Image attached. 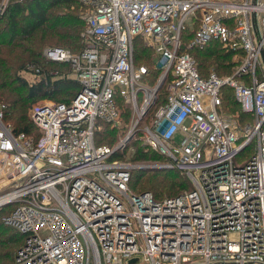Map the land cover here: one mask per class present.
Wrapping results in <instances>:
<instances>
[{"label": "built area", "instance_id": "2783aa9c", "mask_svg": "<svg viewBox=\"0 0 264 264\" xmlns=\"http://www.w3.org/2000/svg\"><path fill=\"white\" fill-rule=\"evenodd\" d=\"M80 2L81 51L47 47L44 56L66 64L81 91L69 103L31 104L37 139L16 135L0 108V192L12 187L0 208L16 205L3 219L25 237L14 264H264V0ZM189 23L188 48L218 42L231 74L204 75L182 50ZM138 38L162 68L155 85L135 64ZM164 85L141 131L192 188L156 200L130 189L139 165L113 159L133 131L114 147L96 133L121 121L124 104L138 127ZM227 89L253 120L227 111Z\"/></svg>", "mask_w": 264, "mask_h": 264}, {"label": "trees", "instance_id": "16d2710c", "mask_svg": "<svg viewBox=\"0 0 264 264\" xmlns=\"http://www.w3.org/2000/svg\"><path fill=\"white\" fill-rule=\"evenodd\" d=\"M4 1L0 0V108L4 113L3 121L12 126L16 135L24 133L37 139L41 131L31 122L27 113L31 104L40 98L69 103L81 91V86L74 79L63 77L64 71H56L53 67H48L43 57V49L46 46L66 47L73 52H80L86 7L80 0H8L4 8ZM81 7H84V13ZM195 31L196 26L192 30L188 27L185 29L182 36V50H187L194 56L199 69L203 72L210 70L208 69L210 67L220 76L231 74L232 54L226 53L218 42H211L205 47L188 48ZM149 53L153 54L154 51L146 46L141 38L136 39L135 64L147 66L149 72L143 78V82L148 83L147 85H151L150 81L154 78L159 79L162 73L161 70L159 73L158 69L154 72L149 69L148 61L151 58ZM28 62H33L31 64L36 67L27 69ZM57 64L68 67L63 63ZM26 70L37 76L43 75V78L29 84L20 75L21 71ZM54 77L59 78L54 80ZM156 83L157 81L152 85ZM164 99L162 97V103ZM224 105L228 112L241 120L245 117L246 121L253 120L252 115L243 113L234 98L233 91L229 89L225 90ZM124 107L127 106L122 105V120L129 119L131 114L130 110L128 108L125 110ZM102 124L103 128L101 127L102 129L96 133V143L108 145L103 143L106 140L113 143L120 129L112 128L107 123ZM124 152L117 151L113 159L127 160L124 158ZM162 159L167 158L154 150H147L144 146H136L132 162H153ZM191 188L192 184L188 176L178 168L134 169L131 174V191L151 192L156 200H162L165 196H177ZM15 206L10 204L0 209V264H14L16 254L25 242L24 235L5 224L3 219Z\"/></svg>", "mask_w": 264, "mask_h": 264}, {"label": "rangeland", "instance_id": "374dc122", "mask_svg": "<svg viewBox=\"0 0 264 264\" xmlns=\"http://www.w3.org/2000/svg\"><path fill=\"white\" fill-rule=\"evenodd\" d=\"M7 2H8V0H5L4 1V3L7 5ZM81 10H82V12L84 13V7H81ZM84 20V19H83ZM188 29H193L194 28V26H193V24L192 23H189L188 24ZM143 42H144V44L147 46V44H146V42L143 40V39H141ZM45 48H47V46L45 47ZM45 48L43 49V57L45 58V56H44V50H45ZM66 48V47H65ZM70 49V48H69ZM152 49V48H151ZM71 50V49H70ZM153 50V49H152ZM154 51V50H153ZM150 54V53H149ZM154 54V55H153ZM151 53L150 54V60L148 61V67H149V69L152 71V72H154L155 71V69H158L157 71L160 73V70L162 71V68H161V66H160V64H159V60H158V57H157V55H156V53H155V51H154V53ZM45 60H46V64L48 65V67L50 68V67H53L54 69L53 70H59V71H64V73H65V75L63 76V77H65L66 79H68V78H71L72 79V75H70V71H69V68L68 67H65V66H63V65H60V64H57V63H55V62H53V61H50V60H48L47 58H45ZM41 62L43 61V60H40ZM31 63H33V62H28L26 65L28 66V67H36L34 64H31ZM149 63H151V65L149 64ZM26 66V67H27ZM62 67V68H61ZM33 68V69H34ZM28 69V68H27ZM208 69H210V70H207V71H205V72H203L202 70V73L204 74V75H207L208 73H210L212 70L211 69H213V68H208ZM214 71H215V69H213ZM231 73H232V69H231ZM226 74H228V73H226ZM20 75L23 77V78H25L27 81H28V83L29 84H33L34 82H36V81H38L39 79H42L43 77V75L42 76H37L36 74H32V73H30L28 70H26V71H21L20 72ZM226 76V75H225ZM59 77H54L53 79L54 80H57ZM160 78V77H159ZM156 81H158V78L157 79H153V81H150V83H151V85L152 84H154ZM147 83V82H146ZM148 84V83H147ZM164 94V95H163ZM166 95H167V88H166V85H164L163 87H162V91L160 92V94H159V103H162V97H164V98H166ZM45 99H48V98H40V99H38L37 101H43V100H45ZM165 100V99H164ZM36 101V102H37ZM157 102V101H156ZM159 103H157V105L156 106H152L151 107V109L149 110V113H148V115L142 120V121H140V123L138 124L139 126L138 127H136L135 129H133V126H134V123H135V117H134V112H133V107H132V105L131 104H124V106H127V107H124V109L126 110V108H128L129 110H130V117H129V119H125V120H122L123 119V112H122V118H121V121L119 122V123H117V124H113V125H111V124H109V125H111V127L112 128H118V129H120L119 130V132H118V136H117V139L113 142V143H109V141L108 140H106V141H103V143H105V144H108V145H111V146H116L119 142H121L122 140H124L125 138H126V136L131 132V131H133V133H134V138L132 139V141L130 140L128 143H127V147L123 150V151H125L124 153H125V159H127L128 161H131L132 162V157L134 156V154H135V151H136V146H139V147H145L147 150L148 149H151V148H149V146L147 145V143H146V139L144 138V134H143V131H141L142 130V128L143 127H145L146 125H149L150 123H151V120H152V117H153V115L156 113V111L158 110V108L160 107V105L161 104H159ZM129 106V107H128ZM30 108H31V106H30ZM30 108H28V112L30 111ZM123 110V109H122ZM104 125H105V123H104ZM102 128H103V124L102 125H100ZM102 128H100V130L102 129ZM133 143H136L135 145L133 144ZM151 150H153V149H151ZM122 151V150H121ZM155 151V150H154ZM156 152H158V151H156ZM159 153V152H158ZM165 157V156H164ZM166 158V157H165ZM165 161V162H164ZM169 162L170 161H168V159H166V160H158V161H153V162H136V163H134V161L132 162V163H134V164H137V165H139V167L140 166H152V165H154V166H159V167H161V168H158V167H156V169H165V168H172V167H166V165H169ZM136 168V169H140V168ZM153 167V166H152ZM180 170V169H179ZM180 171H182L183 173H185L183 170H180ZM136 175V174H135ZM12 189V187L11 186H9L8 188H5V189H3L1 192H0V196H2V195H4V194H6V193H8V192H10V190ZM165 197H167V196H165ZM165 197H163V198H165ZM1 209V208H0ZM11 231V230H10ZM142 262H143V258H142V260H140L137 264H142Z\"/></svg>", "mask_w": 264, "mask_h": 264}, {"label": "water", "instance_id": "95a60500", "mask_svg": "<svg viewBox=\"0 0 264 264\" xmlns=\"http://www.w3.org/2000/svg\"><path fill=\"white\" fill-rule=\"evenodd\" d=\"M133 136H134V133H131V134L126 138V141H125V142L128 143V142L133 138ZM152 166H153V167H152ZM152 166H140L139 168H140V169H144V170L156 169V167L161 168V167H159V166H154V165H152ZM137 260H138V258L131 259V260L129 261V263H130V264H133V263H135Z\"/></svg>", "mask_w": 264, "mask_h": 264}]
</instances>
